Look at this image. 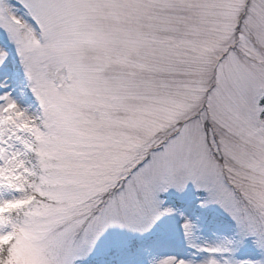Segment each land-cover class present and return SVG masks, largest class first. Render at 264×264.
<instances>
[{
	"label": "snow or ice",
	"instance_id": "obj_1",
	"mask_svg": "<svg viewBox=\"0 0 264 264\" xmlns=\"http://www.w3.org/2000/svg\"><path fill=\"white\" fill-rule=\"evenodd\" d=\"M0 33V264H98L189 183L255 258L158 264H264V0H0Z\"/></svg>",
	"mask_w": 264,
	"mask_h": 264
},
{
	"label": "rangeland",
	"instance_id": "obj_2",
	"mask_svg": "<svg viewBox=\"0 0 264 264\" xmlns=\"http://www.w3.org/2000/svg\"><path fill=\"white\" fill-rule=\"evenodd\" d=\"M0 48L7 52L8 62L22 76L14 46L0 43ZM3 84H8V80L0 73V85ZM202 197L203 193L191 183L181 192L169 189L160 193L161 207L173 211L161 215L145 232L113 229L99 241L94 259L98 264H158L169 256L201 260L210 255L202 249L216 245L228 248L216 253L217 258L254 259L250 238L241 242L234 221L216 204L202 206ZM185 221L192 225L189 236L183 228Z\"/></svg>",
	"mask_w": 264,
	"mask_h": 264
}]
</instances>
